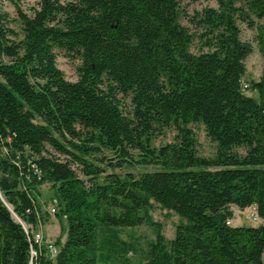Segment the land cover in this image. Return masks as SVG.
<instances>
[{
  "label": "trees",
  "instance_id": "trees-1",
  "mask_svg": "<svg viewBox=\"0 0 264 264\" xmlns=\"http://www.w3.org/2000/svg\"><path fill=\"white\" fill-rule=\"evenodd\" d=\"M8 1L19 30L0 9V264H29L13 214L35 226L33 194L44 183L65 238L54 242L55 257L42 248L31 264H263L264 224L227 221L231 206H254L264 219V75L243 84L252 49L237 26L264 18V0H218L198 13L209 49L199 54L178 22L182 0H38L30 15ZM54 47L80 60L76 81L56 66ZM119 95L129 97L128 113ZM193 122L215 143L213 158L197 154ZM171 127L174 142L153 147ZM102 148L119 157L112 167L130 163L134 150L137 163L162 169L100 180L104 169L84 156ZM153 203L178 216L172 239L152 219ZM142 224L155 237L133 260L137 246L121 230Z\"/></svg>",
  "mask_w": 264,
  "mask_h": 264
},
{
  "label": "rangeland",
  "instance_id": "rangeland-1",
  "mask_svg": "<svg viewBox=\"0 0 264 264\" xmlns=\"http://www.w3.org/2000/svg\"><path fill=\"white\" fill-rule=\"evenodd\" d=\"M61 2H68L73 0H60ZM242 0H236V5L240 4ZM20 10L28 15L32 14L33 9L37 8L38 0H18L17 1ZM218 0H182L180 3V15L178 22L186 27L193 35L190 43L189 50L193 54H199L209 50L203 45L204 38H200V28L197 26L196 15L205 8H217ZM0 9L7 12L9 18L12 19L11 26L16 30H19L17 22L18 15L15 6L8 0H0ZM254 25L249 27L245 22L237 20V26L239 29V38L241 41L248 43L251 46V52L245 57L243 63L245 67V75L242 78L243 84H248L249 80L258 81L264 75V18L258 19L252 17ZM55 54L56 66L62 71L64 78L67 81L74 82L77 80V67L80 65V60L71 54H68L64 49L59 47L53 48ZM245 93L257 99V94L251 90L246 89ZM122 103L121 108L125 113H128L131 109L129 97H122L119 95ZM192 130L193 136L196 139L197 154L201 157L213 158L216 153V145L206 135L204 126L199 122H193L188 125ZM177 131L174 127L166 128L160 133L156 134L152 140L151 145L153 147H160L168 143L174 142ZM47 149L55 156L64 160V157L54 153L49 147ZM237 152L244 153L243 148H238ZM131 157L126 159L130 163H122L121 166H110L118 162L119 157L116 153L109 149L102 148L99 152H95L91 155L84 156L89 162L104 169L101 178L110 172H116L119 174L133 173L138 175L144 171H155L162 169L157 165H143L135 161L137 158V151L130 150ZM72 168L76 172L79 178L86 181V177L83 175L81 168L78 164H72ZM33 199L36 205L39 207V218L35 226H30L23 223L15 214L13 217L16 221H21V224L30 226L33 230L40 232L43 240L46 242L54 243L57 239L64 241L66 222L64 218H59L56 214L58 210V202L54 189L50 184L44 183L38 187L37 191L33 194ZM10 211L11 207L8 205ZM54 208L55 212L51 209ZM249 208V207H248ZM12 212V211H11ZM152 219L161 225V233L165 239H172L174 236L175 226L179 222L177 215L172 212L161 208L158 204L153 203L152 208L149 211ZM255 213L254 209H246L240 214V220L237 226H258L264 224V219H253L252 214ZM121 237L125 240L133 241L137 246L136 253H130V257L133 260H142L144 258V252L147 249L148 244L154 240V229L147 225L142 224L134 228H125L121 230ZM262 261L264 264V254L262 255Z\"/></svg>",
  "mask_w": 264,
  "mask_h": 264
},
{
  "label": "built area",
  "instance_id": "built-area-1",
  "mask_svg": "<svg viewBox=\"0 0 264 264\" xmlns=\"http://www.w3.org/2000/svg\"><path fill=\"white\" fill-rule=\"evenodd\" d=\"M246 87V85H244ZM52 212H55V209H51ZM253 219H258L259 217L255 213L252 214ZM227 224H230L229 220L227 221ZM22 227L24 229V232L27 237V241L29 243V249H30V261L29 264L32 263V258L40 251L42 248L46 250V253L50 257H55V255L58 252V247L54 245V243L46 242L43 240V237L41 236L40 232L33 230L30 226H27L22 224Z\"/></svg>",
  "mask_w": 264,
  "mask_h": 264
},
{
  "label": "crops",
  "instance_id": "crops-1",
  "mask_svg": "<svg viewBox=\"0 0 264 264\" xmlns=\"http://www.w3.org/2000/svg\"><path fill=\"white\" fill-rule=\"evenodd\" d=\"M231 209H232V211H233V215H232V217L230 218V220H229V222H230V224L229 225H231V226H237V225H239V224H236V223H238L239 222V220H240V214L244 211V210H246V209H254L255 210V207L254 206H250L249 208H245L244 210H240V209H238L236 206H231ZM260 220H263V219H261V218H259ZM264 254V253H263Z\"/></svg>",
  "mask_w": 264,
  "mask_h": 264
},
{
  "label": "water",
  "instance_id": "water-1",
  "mask_svg": "<svg viewBox=\"0 0 264 264\" xmlns=\"http://www.w3.org/2000/svg\"><path fill=\"white\" fill-rule=\"evenodd\" d=\"M11 211H12V210H11ZM18 222H19V223H21V221H20V220H19Z\"/></svg>",
  "mask_w": 264,
  "mask_h": 264
}]
</instances>
